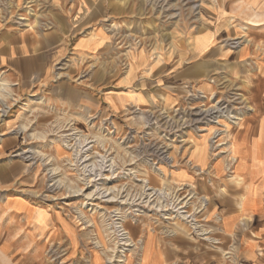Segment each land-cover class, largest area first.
Wrapping results in <instances>:
<instances>
[{
  "label": "rangeland",
  "instance_id": "374dc122",
  "mask_svg": "<svg viewBox=\"0 0 264 264\" xmlns=\"http://www.w3.org/2000/svg\"><path fill=\"white\" fill-rule=\"evenodd\" d=\"M80 1L0 0L2 32L64 42L50 77L27 90L0 69L11 92L0 102V264H242L222 219L240 188L235 142L263 91L264 0H105L99 46L82 40L90 25L69 22ZM201 32L213 39H197L198 54L189 43ZM178 64L184 78L173 77ZM103 183L141 211L126 218L134 245L115 233L117 204L85 199ZM163 185L199 210L207 236L140 203L151 188L170 203ZM41 208L47 234L31 223H45Z\"/></svg>",
  "mask_w": 264,
  "mask_h": 264
},
{
  "label": "crops",
  "instance_id": "0c3cea01",
  "mask_svg": "<svg viewBox=\"0 0 264 264\" xmlns=\"http://www.w3.org/2000/svg\"><path fill=\"white\" fill-rule=\"evenodd\" d=\"M105 2V0H81L80 3L70 6L68 9V13H72V20L69 19V22L74 25L83 24V27L91 26V34L82 39L87 46L100 45V13L104 14L107 8ZM111 8L118 11V7L114 5ZM260 12L256 11V13ZM213 23V27L218 24L216 21ZM1 30L3 29L0 28V69L7 71L10 81L16 82L15 84L27 90L32 84H35V81L48 79L53 64L61 57L64 42L55 41L54 35L52 36L53 44L44 39L28 41L24 35L5 33ZM203 36L209 38L208 45L212 42V35L206 32L194 34L189 44L195 53L202 52L196 51L194 45L196 40ZM245 55V51H240L237 57ZM176 66L178 70L173 77L184 78V72H180L179 64ZM261 69L264 74V67ZM262 85L263 91L258 96L257 114L245 122L244 129L239 134L233 151L236 156L234 176L237 178L240 188L231 189L230 196L224 198L225 213L222 219V228L225 234L240 239L238 254L242 264H264V82ZM197 155L198 151H193V162L198 167H205V161L203 164L197 162ZM220 167L217 165L216 168ZM185 179L187 180V177L184 176L183 180ZM7 209L22 211L26 216L24 210H17L13 206L11 209L8 207ZM43 211L46 213L45 209ZM50 221L51 219L48 220L46 213L44 224L31 223L40 230H46L47 234L50 230L47 223ZM224 231L222 232L224 233Z\"/></svg>",
  "mask_w": 264,
  "mask_h": 264
},
{
  "label": "bare ground",
  "instance_id": "6f19581e",
  "mask_svg": "<svg viewBox=\"0 0 264 264\" xmlns=\"http://www.w3.org/2000/svg\"><path fill=\"white\" fill-rule=\"evenodd\" d=\"M253 23H256L255 21H252ZM84 43V42H83ZM86 44V43H85ZM57 47V46H56ZM85 48V47H84ZM9 81L7 79H3V78H0V102H3L4 100H6L9 96V93L10 92V89H9ZM211 112V111H210ZM215 113V112H214ZM219 113V111H218ZM223 113V112H222ZM213 115V113H212ZM218 117H221V116H217V119ZM234 118V117H231V119ZM237 120H240V118H235L234 120L231 121V123H234L236 124ZM217 121V120H216ZM218 125L220 126V123H218ZM237 125V124H236ZM78 136V135H77ZM216 137V135H215ZM84 138L85 139V136H82V135H79L78 136V139H82ZM97 140L96 141H99V138L98 137H95ZM86 140V139H85ZM102 140V139H101ZM103 141V140H102ZM101 141V142H102ZM213 141V140H212ZM99 143V142H98ZM215 144V142H214ZM201 145H202V148L198 149V155H197V159L199 163L203 164L204 163V157L203 155H205V150H206V142L205 141H201ZM210 145H211V141H210ZM208 147V146H207ZM230 153V151H229ZM228 166V164H226V167ZM163 176H165V173L163 174ZM185 176V174H183V172H179V173H175V174H172L171 177L174 181L178 180V179H183V177ZM232 176V175H231ZM186 177V176H185ZM233 179V177H232ZM143 181V180H141ZM104 182V181H103ZM106 183V182H105ZM177 183V181H176ZM88 186V185H86ZM103 186H106L103 184H101V187L103 188V192L100 193L97 191V188L94 189L92 192L84 195L85 196V199H93L94 196H96V194L98 196H100L102 199L104 198H107V200H105V202L109 201V203H115L117 204L119 207V209L117 208L115 210V214H116V219L115 220H118V222L116 223L117 226H116V232L118 237H120L119 241L121 242V245L122 244H125L126 246L128 245H134L135 244V241H134V235H133V230L131 229V226H130V223L126 221V218L129 216L128 214H132L131 212H141L139 209H133L131 208V205H129L128 208L125 207L126 205V201L125 202H118L116 201L115 199H118V197L120 196L121 198H124L122 197V194L123 192L121 193H116L114 191V189H108V188H104ZM164 188H163V191L166 192V191H170L167 196L169 197V201L170 203L166 200L164 201L163 199H160V197L156 196L154 200H151V197L153 198L154 196L153 195H157L156 191L157 190H152V188L149 190L151 191L150 193L148 194H145L144 191L142 193L143 195V199H146L145 202L141 201L140 203H145V207L146 209H148V212L152 213V216H167L165 218H163L164 220H172V219H177L179 221H182L184 223H187L191 229H193V231L195 232V230H198L199 233L201 235H205L207 233H201L204 232L202 229L200 230V225H198L196 223V220L194 219L195 215L199 212V210L197 211V209H195L194 213L192 212V214H188V212L184 211L183 209H185V207L187 206V201H185L184 199V203H183V200H178V197H176L175 195V192L173 191V189L170 187V185H163ZM89 187V186H88ZM88 187L86 190H88ZM148 187V186H147ZM146 187V188H147ZM173 187V186H172ZM175 187H179V185H175ZM149 189V187L147 188V190ZM179 189V188H178ZM172 190V191H171ZM190 190V189H189ZM158 191H161V190H158ZM174 192V194H173ZM192 192V191H191ZM100 193V194H99ZM194 194V193H193ZM194 196V195H193ZM141 198V199H142ZM184 198V197H183ZM96 199V198H95ZM187 199V197H186ZM189 201V200H188ZM153 202V203H151ZM169 203V204H168ZM183 203V204H182ZM201 203V202H200ZM182 204V205H181ZM192 204V203H191ZM180 205V206H179ZM202 205L203 203L201 204V208H202ZM136 206V205H135ZM190 206V204H189ZM205 206V204L203 205V207ZM198 208V207H197ZM127 210V211H126ZM131 210V211H130ZM126 211V213H125ZM193 211V210H192ZM143 213V212H142ZM161 214V215H159ZM80 215L83 216V213L80 212ZM106 216V215H105ZM206 216V215H205ZM118 217V218H117ZM162 218V217H161ZM220 218V217H219ZM221 220V219H220ZM204 227V226H203ZM180 229V228H179ZM205 229V228H203ZM206 231V230H205ZM209 232V231H208ZM176 233V232H175ZM196 234L197 235H200V234ZM210 233V232H209ZM196 235V236H197ZM200 235V236H201ZM204 238V236H203ZM206 238V237H205ZM207 241H209L210 239L207 237L206 238ZM118 241V242H119ZM215 241V240H214ZM209 243V242H208ZM215 243V242H213ZM119 244V243H118ZM114 252V251H113ZM111 260V258H110ZM123 262V261H120V263Z\"/></svg>",
  "mask_w": 264,
  "mask_h": 264
},
{
  "label": "built area",
  "instance_id": "2783aa9c",
  "mask_svg": "<svg viewBox=\"0 0 264 264\" xmlns=\"http://www.w3.org/2000/svg\"><path fill=\"white\" fill-rule=\"evenodd\" d=\"M196 223H197V221H196ZM198 224V223H197ZM201 228V227H200ZM205 233H207V234H205V236H207L208 234H209V232H207V231H204ZM201 235V234H200ZM207 238V237H206ZM205 238V239H206ZM209 238V237H208ZM210 239V238H209ZM207 240V239H206ZM212 239H210L209 241H211Z\"/></svg>",
  "mask_w": 264,
  "mask_h": 264
}]
</instances>
